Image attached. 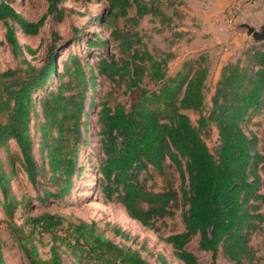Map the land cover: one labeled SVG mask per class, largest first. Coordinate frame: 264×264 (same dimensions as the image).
I'll return each instance as SVG.
<instances>
[{
    "label": "trees",
    "instance_id": "1",
    "mask_svg": "<svg viewBox=\"0 0 264 264\" xmlns=\"http://www.w3.org/2000/svg\"><path fill=\"white\" fill-rule=\"evenodd\" d=\"M45 1V12L29 21L10 0H0L4 38L19 61L14 68L0 70V153L4 155L0 191L5 216L1 221L20 241L29 264H64V254L76 264H152L137 249L105 236L95 221H68L43 212L26 218V230L14 219L20 201L11 193L10 180L17 165L34 187L49 175L46 183L53 189H45L40 200L70 194L82 174L79 153L88 143L91 112L97 117L101 154L97 179L105 202L120 204L129 218L157 233L183 264H198L186 247L194 237L200 250L211 253L210 264H218L219 254L225 264H260L249 242L264 222L260 192L264 137L247 133L245 126L264 110V49L251 45L243 51V60L221 67L211 105L204 111L207 58L185 60L174 75H168L173 54L148 49L139 32L132 30L147 15L171 21L159 0H94L107 3L96 23L108 29L123 54L99 56L93 65L86 54L71 52L60 70L55 46L48 48L39 65L32 64L25 52L33 56L36 49L22 47L16 34L17 26L24 36H35L49 16L60 22L73 12L61 4L63 0ZM120 21L125 23L121 27ZM102 43L97 33L85 40L88 49ZM97 74L123 82L137 98L128 106L101 99L96 109ZM188 110L198 113L196 124ZM212 127L217 132L213 149L205 140ZM34 138L40 161L34 155ZM9 141L19 152L9 150ZM60 229L65 233L58 234ZM110 231L124 235L118 227ZM34 233L50 235L48 258H40ZM157 260L165 264L160 256ZM0 264H5L1 252Z\"/></svg>",
    "mask_w": 264,
    "mask_h": 264
},
{
    "label": "rangeland",
    "instance_id": "2",
    "mask_svg": "<svg viewBox=\"0 0 264 264\" xmlns=\"http://www.w3.org/2000/svg\"><path fill=\"white\" fill-rule=\"evenodd\" d=\"M10 3L29 21H36L45 12L47 6L45 0H10ZM237 3L238 5L235 4L232 10L226 9L223 20L220 21L221 24H217V27L209 32L210 36L213 34L211 32H214L216 37L209 41L207 44L209 47H206L207 51L202 52L203 54H200L199 50L194 54H182L191 45L188 37L182 34L186 20L185 0H159L161 9L171 18L169 23L161 21L158 17L147 15L140 20L137 27L132 29L139 32L142 42L148 49L158 53L171 52L173 54L174 57L169 60L167 65L168 75H174L185 60H194L200 55L207 58L209 75L205 84L204 111H207L211 105L210 97L221 67L228 61L243 60V51L251 45L264 49V40H254L251 35L247 34L246 28L238 26L240 23H247L260 30L264 25V0H238ZM61 4L66 8H71L73 12L60 22L49 16L35 36H24L15 25L21 46L36 49L33 56L25 52L26 58L31 60L32 64L39 65L50 46H55L54 52L59 70L62 60L71 52L86 54L85 58L93 65L99 56L108 57L115 54L116 57H119V54H123L119 50L117 42L110 38L108 29L104 28L99 21L96 23V17L106 11L107 3L105 1L63 0ZM130 13H134V7L130 9ZM124 24L123 21H120L118 26L121 27ZM4 33L5 27L0 21V70L19 65L18 59L13 56L10 46L4 38ZM53 33H56L59 38L55 39ZM95 33L105 43L100 44L99 48L88 49L85 40L93 37ZM144 84L150 88L153 87L147 81ZM95 90L96 109L99 108L97 105L101 99L110 104L121 102L128 106L137 98L136 92L127 90L123 82H113L99 74H97ZM186 113L196 124L198 113L191 110ZM96 118L95 114L91 112L88 123V143L79 153L80 163L83 166L82 174L70 194L64 198L40 200L39 197L42 196L45 189H53L52 184L46 183V178L49 175L46 174L42 183L34 187L26 173L17 165L16 174L10 180L11 193L20 201L14 213L16 223L29 230V225L25 223L26 218L40 215L43 212L61 215L68 221L77 219L95 221L105 236L118 244L137 249L152 264H159L157 256H160L165 264H183L173 255L171 247L160 240L157 233L129 218L120 204L103 200L97 179V162L101 154L97 134L98 126L95 124ZM245 130L247 133H257L263 139L264 110L245 126ZM216 137V129L212 127L210 134L205 136L211 149L217 143ZM37 141L38 139L34 138V155L40 161L41 155L38 152ZM8 146L11 152H19L14 141H9ZM3 156V153H0V157L3 158ZM261 178L264 179V175H261ZM260 192L264 193L263 186L260 187ZM2 202L3 195L0 191V252L3 260L5 264H29L19 247L20 241L10 235L6 223L1 221L5 218ZM261 210L264 213V203ZM179 214L180 211L177 212L178 229L182 230L183 225ZM111 227L120 228L123 231V237L114 235L110 231ZM63 232L64 230L60 229L58 234ZM33 236L36 239L40 258H48L51 244L50 235L45 233L39 237L37 233H34ZM249 244L255 252L256 260L260 264H264V222L261 224V229L251 235ZM186 247L197 256L198 264H210L211 253L198 248V237H194ZM217 262L225 264L226 260L219 254ZM63 263L76 264L70 254L63 255Z\"/></svg>",
    "mask_w": 264,
    "mask_h": 264
},
{
    "label": "crops",
    "instance_id": "3",
    "mask_svg": "<svg viewBox=\"0 0 264 264\" xmlns=\"http://www.w3.org/2000/svg\"><path fill=\"white\" fill-rule=\"evenodd\" d=\"M186 20L185 37L189 39V49L182 54H194L199 50V53L207 51L206 47L210 40L216 37L214 32L211 36L209 32L217 24H221L224 14L233 5V0H185ZM188 39H186L188 41Z\"/></svg>",
    "mask_w": 264,
    "mask_h": 264
},
{
    "label": "water",
    "instance_id": "4",
    "mask_svg": "<svg viewBox=\"0 0 264 264\" xmlns=\"http://www.w3.org/2000/svg\"><path fill=\"white\" fill-rule=\"evenodd\" d=\"M238 26L246 28L247 34L251 35L254 40L256 41L264 40V25L261 26L260 30H257L255 27L247 23H240L238 24Z\"/></svg>",
    "mask_w": 264,
    "mask_h": 264
},
{
    "label": "built area",
    "instance_id": "5",
    "mask_svg": "<svg viewBox=\"0 0 264 264\" xmlns=\"http://www.w3.org/2000/svg\"><path fill=\"white\" fill-rule=\"evenodd\" d=\"M237 2H238V0H237V1H236V0H234V3H233V5L230 7V10H232V8H233V7H235V4H236V5H238V3H237Z\"/></svg>",
    "mask_w": 264,
    "mask_h": 264
}]
</instances>
